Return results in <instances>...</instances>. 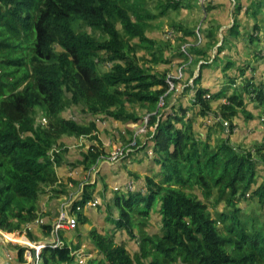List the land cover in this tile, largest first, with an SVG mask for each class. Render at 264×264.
I'll use <instances>...</instances> for the list:
<instances>
[{
  "label": "trees",
  "instance_id": "trees-1",
  "mask_svg": "<svg viewBox=\"0 0 264 264\" xmlns=\"http://www.w3.org/2000/svg\"><path fill=\"white\" fill-rule=\"evenodd\" d=\"M237 1L232 10L233 23L217 46V59L225 47L231 46L232 39L241 34L237 23L240 12L248 10L254 20L260 15L264 21V0L247 1L246 6ZM141 2L0 0V229L23 232L33 221L27 236L37 239L32 232L34 221L41 216L38 209L46 211L44 204L39 208L38 198L44 195V199H56L53 203H57L52 191L66 198L72 190L78 192L82 185L70 206L71 211L76 210L77 203L83 207L95 197L101 202L99 193L103 195L107 181L101 171L94 175L93 171L100 161L110 159L111 154L100 140V117L122 123L136 122L137 111L126 106L138 102L139 106L133 108L146 107L149 118L144 124L153 127L142 142V149H147L159 170L153 173L149 169L141 184L137 182L139 175L128 171L126 178L132 182V188L113 195L112 202L118 211L114 226L135 237L137 251L132 256L112 237L93 232L104 263L264 264V233L261 229H245L237 206L240 198L250 195L248 191L264 203V182L256 184L258 164L254 159L257 152L264 175V152L261 148L257 151L251 148L253 152L241 149L230 141L231 134L237 130L233 119L240 112L253 116L244 108L243 90L263 108L264 115V81L249 83L245 77L244 83L239 82L240 89L235 78H241L244 69L237 67L238 72H228L233 66V61L228 59L220 73L226 81L215 88L212 96L221 102L218 111L212 109L208 99L212 87L200 83V70L199 77L193 80L195 89L188 105L172 107L170 113L157 118L156 104L170 93L168 82L164 74L140 64L129 50L128 40L150 41L146 36V20L151 15L143 13L144 9L139 7ZM158 2L157 17L170 8L180 7L179 0ZM218 4L227 16V3ZM80 25L98 31L102 37L81 31ZM207 35L214 38L216 34L208 30ZM209 57L206 54L202 57L205 62L201 69L210 67L205 65L210 62ZM100 64H105L106 69H101ZM232 86L239 90L228 94L227 89ZM75 105L80 110V118L62 115L69 106ZM193 107L198 110L197 115L188 117V110ZM37 110L46 117L45 126L37 123ZM212 112L219 121L217 127L208 123L210 117L206 116ZM197 116L205 118L201 121L203 132L195 130L193 122ZM225 120L229 123L228 131ZM213 128L220 132L211 131ZM126 133H120L124 142L119 146L123 149L129 148L137 136L130 129ZM67 137H86L90 144L85 149L79 146L77 156L70 159ZM64 142L69 148L67 154L65 150L61 154L57 147ZM139 145L135 141L130 149ZM132 152L113 164L120 163ZM62 163L70 169L81 168L82 178H59L56 168ZM100 183L103 192L97 193L96 186ZM75 185L77 191L73 189ZM219 203L227 209L214 211L212 215L209 207L215 208ZM154 213L161 227L158 234L146 229ZM135 216H138L137 222ZM218 222L223 224L226 233ZM36 226L44 237L50 236L52 221L43 216V222ZM61 234L65 243L43 248L39 254L41 264L74 260L72 248L65 241L67 237ZM15 257L30 263L34 251L18 246Z\"/></svg>",
  "mask_w": 264,
  "mask_h": 264
},
{
  "label": "rangeland",
  "instance_id": "rangeland-1",
  "mask_svg": "<svg viewBox=\"0 0 264 264\" xmlns=\"http://www.w3.org/2000/svg\"><path fill=\"white\" fill-rule=\"evenodd\" d=\"M158 1L161 2L165 0H142L141 4H139V7L144 9V14L148 12L151 15L147 20L145 19L147 23L146 36L150 41L141 42L136 39L128 40L130 45L129 50L137 57L139 63L150 71H157L164 74L165 79L168 82L170 93H168L166 98L164 96L161 97L156 104L155 113H157V118H160L163 113H170L172 107L177 108L182 104L188 105L190 97L194 94L195 85L193 80L194 78L199 77L197 75L200 73V70V83L212 87V91L210 92L211 97L208 96V99L210 100L212 109L218 111L221 102H218V100L212 96L213 93L216 92L215 88L222 82L225 83L226 81L222 75L220 77V73L223 63L228 59L233 61V66L228 72H238L236 69L237 67L244 69L245 74L241 78L238 76L235 78V83H237L239 88L241 83H244L243 80L245 77H248L249 83L253 82L255 84L264 81V21L260 15L257 17V20H254V18L250 16L248 10L245 11V13L240 12L237 15V23L239 24V31L241 34L237 36V39H232V44L229 46L230 48L225 47V49L219 54V59H217L215 58L217 55V46L220 45L226 29L233 23L232 10L235 3L238 2L237 0H179L180 7L177 9L170 8L163 16L157 17L156 15L160 11V9L156 7ZM247 1L249 3L251 0H241L242 6H246ZM219 2L227 3V12L229 9L227 16L226 12H223L221 7H219ZM208 7L211 8L205 11ZM255 23L256 25H254ZM118 27L120 26L118 25ZM79 29L81 31H86L92 36L95 35L97 37H102L101 33L99 34L98 31H95L88 26L80 25ZM208 30L215 32L216 35L214 38L207 35ZM216 40L219 42L217 45H214ZM205 54L207 57L210 56L208 59L210 62L205 64L210 65V67H204L201 69V64L205 62L202 60V57ZM106 67L105 64H100L101 69H106ZM219 77L220 79H218ZM170 83H172L173 86H170ZM237 86L228 88V94L232 93L235 89L239 90ZM242 93L244 108L251 111L253 116L248 117L240 112L239 115L233 119L237 130L231 134L230 141L241 149L251 150L252 148V150L254 149V151H257V148H261L264 152V125L262 123L264 116L262 113L263 108L257 105V102L252 95L250 96L249 93H247L246 89L243 90ZM136 103H127L126 107L127 109L130 108L137 111L139 119L136 122H126L125 128H130L131 131H134L137 134L135 141L141 145L149 136L148 131L153 130V127L145 126L144 122L146 119L148 121L149 113L147 112L146 107H139L140 109L133 108L134 106H139V103ZM79 111L78 106H69L62 115L77 119L81 117ZM197 112V109H194V107L191 108L188 110V117L197 115ZM36 116L37 123L44 126L47 124L48 121L46 117H43L39 110L36 111ZM214 116H216V114L215 112H212L206 117H210L208 123L214 124L217 127V122L219 121H216L217 119H215ZM100 118H102L101 120L104 119L110 121L103 117ZM195 119H197L193 122L195 130L203 132L204 129H201V121L205 118L197 116ZM223 123L226 127V131H228L229 123L226 120L223 121ZM215 129L218 128H213L211 131H214ZM217 131L220 132L219 129ZM108 136L109 138L105 139L104 145L112 157L116 150H118L119 143L124 141L122 140L121 135L116 137V135L111 133ZM129 138L130 136H128V139ZM100 140H102V138H100ZM80 141L87 146L89 139L82 137ZM97 141L99 142V140ZM210 141L211 143L214 142L212 137H210ZM68 144L73 145V142L68 141ZM57 147L58 150L61 151V154H63L64 150V154L68 153L69 148L66 145V142L60 143ZM150 149L152 150L151 147ZM252 150L251 152H253ZM144 156L146 159H149L148 156H150V153L146 152L144 153ZM117 159L118 158H110L105 159L104 161L107 163H113ZM254 159L258 164L255 176L256 184L259 185L264 182V175L262 174L263 164L260 158L257 157V152L255 153ZM96 171L97 170L93 171V175ZM148 171L149 170H147V172ZM87 179L89 178L86 176V180ZM257 185L250 190L256 188ZM55 189H59V187L55 186ZM73 189L77 191L78 187L74 186ZM248 192L250 193L249 196L245 195L239 199L237 204L240 208L238 217L245 226V229H261L264 233V203L260 202L258 197L252 195L250 191ZM52 194L57 198V203L55 205L53 202L56 201V199H44V195H41L38 198L40 199L39 208L42 204H44L42 207H48V210L45 212L38 209L39 214L41 215L40 217L44 216L47 221H52L55 216H57L60 208L58 202L60 199L62 200V194H57V191H52ZM104 194L105 193L101 196L99 193L101 199L100 205L95 206L94 203L93 205L90 203L87 205L85 204L83 207H79V205L78 208L75 207L76 210H73L72 216H70V218L74 220V227L66 232H60L67 237L65 241L71 246L72 251L84 255L83 258L86 261V264H105L104 258H102V255L99 253V247L93 239V232L112 237L116 244L124 246L132 256L137 251L138 241L135 237L129 236L127 232L119 230L114 226L113 220L117 217L118 211L114 208L115 206L112 201H107L105 199ZM48 204L51 206H48ZM102 207H104V209H102ZM223 209H227V207L225 206L224 208V204L219 203L215 208L209 207L208 210L213 215L214 211H221ZM104 211H106V213H104ZM43 213L46 215H42ZM137 217L138 216L134 217V219L136 218L135 222L138 221ZM31 223H33V221ZM218 226L222 232H227L221 222H218ZM25 229H23L24 231L22 230L25 233H23L24 236H26L30 242H36L27 236L28 229ZM146 229L152 234L160 233L161 227L157 214L154 213L149 219ZM137 231L136 228L135 232ZM12 232L15 239L14 243L21 246L23 243L21 239L22 235L17 233V231ZM60 236H62V234ZM45 238H47L45 241H51V235ZM10 239L13 238L10 237ZM63 242L59 246H62ZM74 245L76 246L74 247ZM229 249H231V246H229ZM6 257L11 261L7 254Z\"/></svg>",
  "mask_w": 264,
  "mask_h": 264
},
{
  "label": "crops",
  "instance_id": "crops-1",
  "mask_svg": "<svg viewBox=\"0 0 264 264\" xmlns=\"http://www.w3.org/2000/svg\"><path fill=\"white\" fill-rule=\"evenodd\" d=\"M125 123H122L120 121H113V120H103L102 122H99V127L101 128V131L99 133L100 138H102V142H105L106 138H109V134H114L116 137L120 136V133H126V131L130 128H125ZM82 137L80 138H72L67 137L66 142L68 144V141H72L73 145H69L71 148V154L69 156L70 159L75 158L77 156V152L80 149L79 146L82 147V149L87 148L89 145L86 146L85 143H82L80 141ZM121 143V142H120ZM142 145L137 146L136 148L132 149V153L127 156L125 159H122L119 161L118 164L113 163H107L104 160L100 161L97 166V171H101L102 176L105 181H107L106 190H104V196L107 201H112V197L115 194L112 189L115 187H122L125 183L129 182L127 175L128 171L135 172L139 175V178L137 179L138 183L144 182V176L149 169H153V173L157 170H159V167L154 165L153 160H151L152 157L148 156L149 159H146L144 156V153H146L147 149L140 148ZM140 148V149H139ZM138 149V150H137ZM126 154V153H125ZM124 154V155H125ZM151 162V163H149ZM68 166V165H67ZM66 164H62L59 167L56 168V174L59 178H62L63 180H68L71 177L75 179H81V168H73L70 169V167H67ZM76 186V185H75ZM105 186V185H104ZM101 183L96 186V192H103V189L101 188ZM79 192L74 193L72 190L69 195H73V197H77ZM95 193V194H97ZM63 198V197H62ZM61 200V199H60ZM113 203V202H112ZM54 205L56 203H53ZM48 206H51L48 204ZM45 210H48V207H44ZM104 209V207H102ZM106 213V211H104ZM33 233L37 237L34 241H45L47 238H45L42 234V230L35 225V227L32 229ZM19 233V232H17ZM22 235L21 239L23 241L24 236L23 233L20 232ZM13 232H8L0 229V264H23L24 262L18 261L17 257L15 255L17 254V247L20 246L17 243H14L15 239L13 236ZM6 236V237H5ZM12 237L13 239H10ZM27 238V237H26ZM21 246H24V244H21ZM12 253L13 259L9 261L6 257L7 253ZM54 264V263H53Z\"/></svg>",
  "mask_w": 264,
  "mask_h": 264
},
{
  "label": "built area",
  "instance_id": "built-area-1",
  "mask_svg": "<svg viewBox=\"0 0 264 264\" xmlns=\"http://www.w3.org/2000/svg\"><path fill=\"white\" fill-rule=\"evenodd\" d=\"M170 86H173L172 83H170ZM134 144H135V139H133L130 145H134ZM130 145L129 148L127 147L126 149H123L121 146H118V150H116L115 154L112 155V157L110 155V158L120 159L125 153L130 151ZM75 198L73 197V195H69L59 204L60 208L58 210V214L52 223V229L50 233L51 241H45L44 243H39V242H30L26 237L23 238L22 244H24V246H31L32 248H34V259L30 263H23V264H41L39 259V253L41 248H43L44 246L57 247L60 244H62V240L60 238V232L71 230L70 228L74 227L73 226L74 220L70 218V216H72V211L70 210V206L73 204ZM90 203H92L91 205H93L94 203V205L96 206L100 203V201L98 198H93L90 201H88L86 205ZM76 208H78V206H76ZM41 222H43L42 217H38L34 221L35 225H39ZM31 225L32 223L28 226V229L32 228ZM71 254L74 256V261L71 262V264H86V261L83 258L84 255L82 253H75V251H72ZM7 256L9 257L10 260L13 259L12 253L10 254L8 252ZM64 264H68V263L65 262Z\"/></svg>",
  "mask_w": 264,
  "mask_h": 264
},
{
  "label": "clouds",
  "instance_id": "clouds-1",
  "mask_svg": "<svg viewBox=\"0 0 264 264\" xmlns=\"http://www.w3.org/2000/svg\"><path fill=\"white\" fill-rule=\"evenodd\" d=\"M146 120H147V119H146ZM133 149H134V148H133ZM130 151H132V149H130ZM130 151H129V152H130ZM130 188H132V182L129 181V182H127L126 184H124L123 189H122V187H115L114 189H112V191H113L114 193H117V191H126L127 189H130ZM81 190H82V185H81V187L79 188V191H81ZM79 191H78V192H79ZM74 193H77V192H74ZM79 194H80V192L78 193V195H79ZM78 195H77V196H78ZM76 198H77V197H76ZM76 198L74 199V201L76 200ZM95 198H96V197H95ZM64 199H65V198H62L61 201H63ZM61 201H60V202H61ZM74 201H73V202H74ZM86 203H87V202H86ZM86 203H85V204H86ZM78 205H79V207L81 206L80 204L77 203V205H75V207L78 206ZM84 206H85V205H84ZM81 207H82V206H81ZM39 217H40V216H39ZM42 218H43V217H42ZM54 220H55V218L52 220V223H53ZM17 232L20 233L21 231H17ZM64 232H66V231H64ZM21 233H24V232H21ZM24 234H25V233H24ZM44 242H45V241H42V242H39V243H44ZM24 247L32 248L31 246H24ZM45 247H46V246H44L43 248H45ZM43 248L40 249V252H41V250H42ZM32 249H33V251H34V248H32ZM71 252H72V251H71ZM39 254H40V253H39ZM73 261H74V260H73ZM73 261H72V262H73ZM64 263H65V262H64ZM68 264H71V262H69Z\"/></svg>",
  "mask_w": 264,
  "mask_h": 264
}]
</instances>
